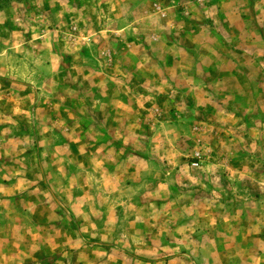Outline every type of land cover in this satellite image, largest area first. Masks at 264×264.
Returning <instances> with one entry per match:
<instances>
[{
  "label": "rangeland",
  "instance_id": "rangeland-1",
  "mask_svg": "<svg viewBox=\"0 0 264 264\" xmlns=\"http://www.w3.org/2000/svg\"><path fill=\"white\" fill-rule=\"evenodd\" d=\"M0 264H264V0H0Z\"/></svg>",
  "mask_w": 264,
  "mask_h": 264
},
{
  "label": "crops",
  "instance_id": "crops-1",
  "mask_svg": "<svg viewBox=\"0 0 264 264\" xmlns=\"http://www.w3.org/2000/svg\"><path fill=\"white\" fill-rule=\"evenodd\" d=\"M254 40H252V43L251 44H249V51H251V53H253V48H254V42H253ZM236 49V48H235ZM252 60H253V63H254V58L252 57L251 58Z\"/></svg>",
  "mask_w": 264,
  "mask_h": 264
}]
</instances>
